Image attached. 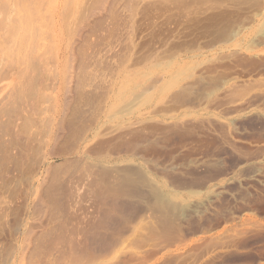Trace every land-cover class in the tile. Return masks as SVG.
I'll return each mask as SVG.
<instances>
[{"label":"rangeland","instance_id":"1","mask_svg":"<svg viewBox=\"0 0 264 264\" xmlns=\"http://www.w3.org/2000/svg\"><path fill=\"white\" fill-rule=\"evenodd\" d=\"M92 2L0 0V18L9 25L18 10L37 8L42 25L54 27H43L49 46L52 28L68 45ZM101 3V26L90 34L98 62L89 71L103 90L93 104H74L90 109L92 149L121 151L123 160L135 143L148 141L142 156L177 169L122 163L115 176L145 189L144 202L133 204L123 223L99 229L98 246L77 250L66 264H264V182L251 179V166L241 164L264 156V0ZM16 67L5 55L0 61L1 99L17 81ZM228 120H235L233 128ZM113 171L99 169L98 181L109 184ZM221 182L226 193L213 213L182 220L192 197ZM13 191L3 194L13 211L0 232V264L14 243L22 193ZM79 218L70 216L66 231L78 234Z\"/></svg>","mask_w":264,"mask_h":264},{"label":"bare ground","instance_id":"2","mask_svg":"<svg viewBox=\"0 0 264 264\" xmlns=\"http://www.w3.org/2000/svg\"><path fill=\"white\" fill-rule=\"evenodd\" d=\"M93 2L78 21L75 38L68 45L48 24V28L53 27L51 34L54 32L53 39L48 33L54 42L49 40L53 43L49 46L41 15L36 16L37 8L36 13L24 15L18 10L17 19L9 25L0 18V61L4 55L10 57L18 71L9 94L0 98V116L7 117L0 121V232L10 224L13 211V203L4 192L20 188L22 193L14 213V243L4 252L3 264H66L68 256L77 250L98 246V231L124 221L133 204L147 195L138 186L134 190L130 180L115 176L122 163L134 162L156 172L177 169L171 163L151 162L142 156L148 141L135 143L123 160L121 151L111 154L92 149L96 130L85 117L90 109L74 104H93L98 89L103 90L98 76L89 71L98 62V42L91 43L90 34L97 35L101 26L98 9L102 5L99 8L98 0ZM226 125L233 128L235 120H228ZM241 164L251 166V179L264 182V156ZM105 167L113 168L114 175L103 185L98 181V171ZM225 186L221 182L210 186L204 196L192 197L182 220L213 213L215 202L226 193ZM74 215H80V231L72 235L65 225ZM110 246L107 243L105 247Z\"/></svg>","mask_w":264,"mask_h":264}]
</instances>
